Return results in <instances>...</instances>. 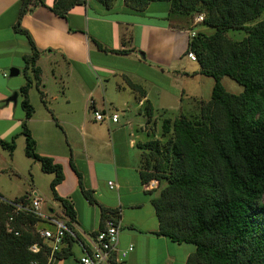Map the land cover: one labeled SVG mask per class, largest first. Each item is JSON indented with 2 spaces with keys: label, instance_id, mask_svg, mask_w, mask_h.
Here are the masks:
<instances>
[{
  "label": "crops",
  "instance_id": "1",
  "mask_svg": "<svg viewBox=\"0 0 264 264\" xmlns=\"http://www.w3.org/2000/svg\"><path fill=\"white\" fill-rule=\"evenodd\" d=\"M19 1L0 0V138L8 141L17 134L12 159L6 158V150L0 146V174L10 168L17 179L15 186L28 181V187L23 185L20 191H37L34 169L40 168V163L17 158L19 150H24V139L18 135L24 118L19 94L26 80L23 56L30 54L27 39L13 28ZM41 1L31 3L20 19V27L39 51L36 64L41 69L39 86L28 91L34 112L27 125L36 152L62 167L64 178L55 190L72 205L78 238L71 241V255L51 259L49 264H78L79 255L89 247L88 237L107 219L101 217L99 205L119 213L115 264H186L194 245L155 234L158 220L147 191L157 184L148 188V182H141L138 143L157 132L161 111L184 114L186 106L177 102L188 88L182 81L178 90L171 86L172 79L198 76L199 85L204 83L199 66L190 68L195 60L185 54L191 32L197 29L146 15L151 9L168 16L166 2L153 1L143 11H134L124 0H114L110 7L98 0H85L63 17L51 9L55 0ZM120 49L125 52H116ZM11 67L19 70L17 75H8ZM173 67L175 76L166 70ZM127 80L142 86L145 95L133 91ZM14 93L15 102L10 100ZM168 93L176 96L177 104H171ZM186 93L194 101L206 100L202 92ZM93 110L116 112L118 120L96 121ZM52 177L49 173V182ZM84 190L91 191L99 205L90 203ZM0 191L6 190L0 185ZM53 205L60 209L58 201ZM129 245L133 249L121 257Z\"/></svg>",
  "mask_w": 264,
  "mask_h": 264
},
{
  "label": "trees",
  "instance_id": "2",
  "mask_svg": "<svg viewBox=\"0 0 264 264\" xmlns=\"http://www.w3.org/2000/svg\"><path fill=\"white\" fill-rule=\"evenodd\" d=\"M34 1H19V15L13 26L30 45V54L23 56L26 80L19 94L24 118L18 135L24 136L25 156L38 161L43 172L53 174L49 182L53 198L74 221L69 199L60 197L55 190L64 178L62 167L36 152V142L27 125L34 112L28 91L33 85L39 86L41 69L36 64L39 51L29 33L20 27V19ZM98 1L110 7L114 0ZM153 1L166 2L168 16L192 19L199 14L203 16L200 23L214 28L209 34L192 31L185 51L194 52L199 73L213 77L210 98L197 101L199 112L195 115L164 118L160 137L138 143L141 182L158 181L156 188L147 191L158 220L155 234L194 245L186 264H264V17L259 19L264 15V0L124 3L131 10L143 11ZM84 2L55 0L51 9L65 17L71 7ZM229 29H243L246 34L241 40H233L226 35ZM223 76L242 85V92L227 91L221 83ZM127 84L138 95H145L142 86L130 80ZM16 137L17 134L8 141L0 138V146L9 155L16 148ZM78 176L81 179L79 173ZM26 193L12 200L0 194V264H49L48 248L33 226L38 217L18 212L12 225L19 234L6 230V219L14 214L13 203ZM83 194L90 203L98 204L91 191L84 190ZM99 206L102 218L116 214L113 209ZM71 241L72 237H66V247L54 253L55 258L72 254ZM35 242L42 246L38 252L29 248Z\"/></svg>",
  "mask_w": 264,
  "mask_h": 264
},
{
  "label": "built area",
  "instance_id": "3",
  "mask_svg": "<svg viewBox=\"0 0 264 264\" xmlns=\"http://www.w3.org/2000/svg\"><path fill=\"white\" fill-rule=\"evenodd\" d=\"M199 20L203 19L202 15H199ZM194 32H191L193 35ZM187 57L191 60H196L193 51L186 53ZM93 118L96 121H103L110 119L112 122L118 120V113L111 112L109 110H93ZM158 184L156 179H152L148 182L147 187L152 188V184ZM108 184L112 186V182ZM26 196L13 203V213L6 219V230L13 232L15 235L19 234V231L12 225L14 215L18 212L26 214H33L39 218V221L33 224L42 242L46 244L49 251V260L55 258L56 252L60 251L65 245L66 237H72L74 240H78L77 232L75 230L74 221L70 220L62 208L60 209L52 205L53 209L50 211L42 210L43 201L37 191L32 189L30 193H26ZM117 214V215H116ZM113 217H109L104 221V225L99 228L96 233L88 237V248L78 257V264H115L117 258L115 256L116 244L118 242V232L120 225L118 223L119 213L116 212ZM33 252H38L42 248L38 242L33 243L30 247ZM133 249V245H129L127 249L121 251V257Z\"/></svg>",
  "mask_w": 264,
  "mask_h": 264
},
{
  "label": "rangeland",
  "instance_id": "4",
  "mask_svg": "<svg viewBox=\"0 0 264 264\" xmlns=\"http://www.w3.org/2000/svg\"><path fill=\"white\" fill-rule=\"evenodd\" d=\"M146 15H151L153 16L152 19H155L159 22H165V23H170L172 25H181V24H185L187 26L191 25L193 28L197 29V30H202L206 33H212L214 31V28L209 27V26H205L202 23H200L199 20V14L194 16L192 19L187 18L186 16H178L177 14L175 15H169L167 16L166 13L162 10H158V13H154L153 10L148 9L146 12ZM264 15L262 14L259 19L263 18ZM245 31L243 29H229L226 32V35L233 39V40H241L244 36H245ZM190 68L192 67H198V63L192 62L191 65H189ZM175 67L170 68V69H166L169 73V75H173L175 76L176 73L174 72ZM201 78H203V84L201 83V85H199L198 80L199 77H190V78H185L184 79H179L177 81H174L172 79V83L171 86L177 88L178 90H180L181 85L183 84L182 81H185L184 86L186 88H188L190 90V93L193 92H202L201 94H204L205 99H209L210 95H211V90H212V86H213V82L214 79L211 76H207V75H203L201 76ZM221 83L224 86V88L231 92V93H235L238 94L240 92H242L243 90V86L240 85L238 82H236L235 80H233L232 78L228 77V76H223L221 79ZM188 84V85H187ZM186 89V92H189V90ZM184 93V96L181 100V102H177L182 103L184 106H186V108L184 107V114L187 116H192L195 115L199 112V109L197 107V101L193 99L192 96L188 95L187 93ZM176 95V94H175ZM179 96V95H177ZM188 96V97H187ZM175 97L174 95H171L170 93L167 94V98L169 99V101L171 102V104H177L175 103ZM169 104V103H167ZM167 112L169 113V111H161L160 113H158V123H157V132H155L152 136V138L155 137H160V130H161V122L164 118L166 117H175L176 115H174L175 113L178 114L177 111L172 110L170 111L169 114H167ZM173 113V115H172ZM21 139H24L23 135H20ZM1 151V150H0ZM14 152V151H13ZM6 155L7 159H12V157L10 155H8V152H4ZM19 155V156H18ZM17 158H19L22 161H26V156L24 153L23 149L19 150V154H17ZM2 162V160H0V163ZM34 174H35V179L37 181V193L39 194V196L41 197L43 204H42V210L43 211H48L49 206H52L53 204H56V200L53 198V195L50 191L49 188V173L43 172L40 168H36L34 169ZM15 174L12 173L11 169H7L6 171H4L2 174H0V185L3 186V188L6 191H0V194L2 195L3 198L8 199V200H12L16 197L21 196L22 194L28 192L30 193L31 190L29 191H20V187H22L24 185L23 188H27L28 187V181L25 180L24 184H18L15 186V183L17 182V179L14 176ZM11 178V179H10ZM28 179H30V177L28 176ZM23 181V180H21ZM159 190V189H158ZM158 192V191H156Z\"/></svg>",
  "mask_w": 264,
  "mask_h": 264
},
{
  "label": "water",
  "instance_id": "5",
  "mask_svg": "<svg viewBox=\"0 0 264 264\" xmlns=\"http://www.w3.org/2000/svg\"><path fill=\"white\" fill-rule=\"evenodd\" d=\"M18 72H19V70H18L17 68L11 67V68L9 69V73H8V75H9V76H15V75L18 74ZM16 97H17V93H14V94L12 95V97H10V100L13 101V102H15V101H16Z\"/></svg>",
  "mask_w": 264,
  "mask_h": 264
}]
</instances>
